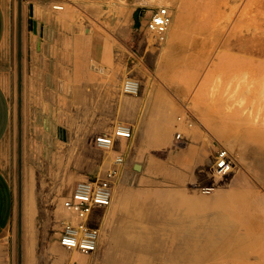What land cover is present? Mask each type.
Wrapping results in <instances>:
<instances>
[{"label":"rangeland","instance_id":"374dc122","mask_svg":"<svg viewBox=\"0 0 264 264\" xmlns=\"http://www.w3.org/2000/svg\"><path fill=\"white\" fill-rule=\"evenodd\" d=\"M205 2L210 4L209 0ZM245 3L246 0H218L217 6L213 8L210 4L202 11L204 18L202 23H192L196 18L197 0H56L51 3L50 12L55 25L86 27L89 34L93 36L92 42L94 43H92L90 57L91 68L96 71L102 70L103 66L96 63L101 46L96 47L95 43L102 45L101 54L103 55L106 46H111L110 41L123 34L118 29L121 20H127V27L124 30H131V35H134L136 39L144 37L146 33L149 34L150 39L145 48L148 55L152 56L151 61L146 54L141 55L138 52L137 46L130 45L126 48L121 44L118 45L124 69L127 67L130 69L120 83L119 93L123 94L122 85L127 78L139 82L138 95L142 88L147 86L150 89L154 86L162 88L166 93L163 104L164 102L174 104L175 110L172 113L174 131L172 130V134L167 136L166 143L161 145L139 143V146L143 148L137 151L135 156L130 153L127 155L120 178L114 183V198L117 201L123 195L127 207V213L120 210L117 212L115 227L118 236L116 239H127L130 235L131 237L133 235L140 238L145 237L143 239L148 242L151 259L154 261L149 264H158L160 260H163L165 264H172L170 259L173 257L176 260L179 259L176 256L181 251V255L188 252L190 254L192 251L198 253V260L192 264H241L236 260L239 258L234 259L230 255L233 253L231 249L235 248L234 240L231 242L232 246L228 245V242L224 245L225 241L221 240V237H226L232 232L230 219L226 214L220 212L221 219H216L217 215H214V220L212 217V222L210 221L220 231H209V227L203 224L206 217L208 219L210 215L206 213L199 215L201 216L199 220L204 221L202 226L199 224L194 230L193 227H189L185 235L181 236L184 229L178 225L179 221L176 216L167 217L166 212L170 206L174 209L176 204L174 197L188 193L191 169L184 173L173 158L181 148L187 151L192 147L194 139L191 135L193 133L202 137L207 146L212 148L209 164L213 166L215 150L219 148V145L226 147L231 155H234L229 148L231 139L226 140L222 134L236 136L242 146V141L247 137L245 134L250 133L249 138L254 137L257 142L261 141L259 146L261 150H264V52L258 51L256 41L251 37L252 33L247 31V29L252 30V26H257L258 21L261 23V28H264V23L262 24L264 20H260V15L255 9L250 10L247 17L242 16L241 10ZM54 4L62 5L63 10L53 9ZM157 7H167L172 15L171 26L168 28L165 41H157L154 33L145 28L151 12ZM57 14L63 16L60 22L55 20ZM180 18L183 20V27L182 24L180 25ZM180 32L183 34L180 35ZM82 33L86 32L82 31ZM178 34L182 45L177 53L171 56L169 64L164 66L161 52L166 50L170 37ZM167 81L179 87H186V90L184 93L175 92L166 85ZM123 95L130 98L138 96ZM112 128L106 133H111ZM225 129L226 132H224ZM156 131L157 127L152 128L150 136H156ZM178 134L181 135L180 139L176 138ZM133 139L137 141L136 137ZM74 146L71 144V156H75L77 152ZM261 155L264 156V153L261 152ZM24 162L29 164V168L26 169ZM47 162H49L47 165L49 168H41L45 160L37 161L36 173H34V159L24 161L22 153L23 185L26 187V181H28L27 187L33 200L35 189L43 192V196L37 199L35 213L33 210L28 222L24 223L22 228V237L29 238L27 242L32 245L31 257L34 264H55L49 256L55 246L67 252L57 242L61 221L64 218L58 212L62 209V202L68 197L75 181L88 176L79 174L76 168L71 167V159L69 162L63 161L60 156L54 161ZM15 164L17 168V159ZM68 165H70L69 170ZM50 166H52L51 169ZM208 168L210 169V165ZM232 168H234V161ZM244 174L247 180L249 179L258 189L254 182L256 175L248 170ZM147 191L151 192L147 193ZM210 191H213L212 187ZM216 212L219 211L216 210ZM146 213L154 217L156 221L146 222ZM162 217L166 218L167 223L162 222ZM238 217L239 219L234 221L237 226L243 228L246 216L240 211L236 215V218ZM258 218L261 216L257 213L252 216L251 220ZM102 221V212H96L91 214L89 224H99ZM225 222L227 225H224ZM209 236L211 241L214 237L216 240L212 243L210 241L211 245L208 244L203 248H188L190 242L186 241H192L195 238L203 240L204 237ZM131 237L132 240L134 237ZM182 238L184 240H181ZM113 245L117 250L116 242ZM221 245L225 247L222 248ZM105 251L106 245L101 235L98 249L91 254L83 255L88 258L86 264H97L94 260ZM218 252H225V257L217 254ZM73 262L78 264V260H73Z\"/></svg>","mask_w":264,"mask_h":264},{"label":"crops","instance_id":"0c3cea01","mask_svg":"<svg viewBox=\"0 0 264 264\" xmlns=\"http://www.w3.org/2000/svg\"><path fill=\"white\" fill-rule=\"evenodd\" d=\"M52 1L56 0H0V264H34L31 257L33 248L28 239L22 237V228L30 217L29 200L32 198L35 208L43 192L35 189L34 200L30 198L28 181L26 187L22 183L21 167L24 164L27 169L29 165L26 162L22 164V153L24 161L34 159V173L40 159L45 160L41 168H49L47 161L62 156L63 161L71 159V167L76 168L79 174L93 178L112 154L120 152L125 158L129 153L135 156L143 148L139 143L161 145L167 141V136L163 139L157 135L150 136L152 128L166 125L167 103L163 104L166 93L162 88L154 86L150 89L147 86L136 98L119 97L120 83L130 69H124L118 45L126 48L137 46L138 52L146 54L151 61L152 56L145 48L149 39L142 45L146 36L136 39L131 30L118 27L123 34L109 43L118 55H110L107 46L102 55V45L95 43L96 47L101 46L96 63L103 69L93 70L90 57L93 36L86 27L55 25L50 12ZM55 17L57 22L63 18L62 15ZM117 123L130 125L132 138L128 141L120 139L113 151L103 153L93 145L94 137L110 134L106 131ZM71 144L77 150L75 156H71ZM203 147L210 154L212 148L202 137L195 135L192 147L187 151L181 148L173 158L184 173L191 169L188 190L191 179L201 170ZM124 165L125 161L115 181L120 178ZM86 177L82 179H88ZM114 183L110 205L92 212H102L103 221L89 224L90 217L88 219V225L100 231L98 245L101 235L106 245V251L94 260L97 264L108 255L117 258L123 255V248L116 243V250L113 244L121 239H116L117 212L127 213V207L123 195L117 201L114 198ZM59 214L64 216L61 223L68 218L76 221L63 206ZM145 217L146 222L156 221L148 213ZM162 219L163 223L167 222L166 218ZM83 255L79 256L84 258V262L78 264L87 263L88 258ZM63 264L76 263L68 261Z\"/></svg>","mask_w":264,"mask_h":264},{"label":"bare ground","instance_id":"6f19581e","mask_svg":"<svg viewBox=\"0 0 264 264\" xmlns=\"http://www.w3.org/2000/svg\"><path fill=\"white\" fill-rule=\"evenodd\" d=\"M205 1H208V0H197L198 4H197V8H196L197 9L196 18L194 19V21L192 23H202V21L204 19L202 11L205 8H207V6H209L210 4L214 8V6H217V2H218V0H209V2H210V4H209L208 2H205ZM54 5H57V4H54ZM56 7H60V6L57 5ZM252 9H255L258 12V14L260 15L261 21L264 20V17H263V15H264V0H246V3L244 5L243 9L241 10L242 16L247 17V14H249L250 10H252ZM57 15H61V14H57ZM182 21L183 20L180 18L179 22H180V25L182 24V27H183ZM263 23H264V21H262V24ZM256 24H257V26H255V27L252 26V28H253L252 30L247 29V31L252 33L251 37H252V39H255L258 51L263 53L264 52V28H261L260 21H258ZM240 26L245 27L246 25L245 26L240 25ZM248 26L250 27V25H248ZM118 27H120L121 29H124L125 27H127V20L126 19L121 20ZM244 29L246 30V28H244ZM167 34H168V31H167ZM167 34H166V38H167ZM182 34L183 33L180 32V35H182ZM180 35L178 34V35H175V37L174 36L170 37V39L167 42L166 50L161 52V60L164 62V66H167L169 64L171 56L173 54L177 53V50L181 47L182 44L180 41ZM145 36L146 37H144V40L142 41V45L144 43H146V39H150L149 34L146 33ZM166 38L163 41H165ZM107 48H108V53L110 55H112L113 57H116L118 55L114 48H112V47H107ZM125 80H124V82H125ZM167 82H169V81H167ZM167 82H166V85L169 86L170 89H173L175 92L184 93V90H186L185 89L186 87H179L172 82H169V83H167ZM261 88H263L262 85H261ZM122 90H123V85H122ZM123 94H125V93L123 92ZM123 94L122 95L119 94L120 99L121 98L131 99L130 97H126ZM125 95H127V94H125ZM127 96H130V95H127ZM173 105L171 103H169V104H167V106L165 108L166 112L164 114V117H165L166 125H165V127L162 126L159 129H157V137L158 138L163 139V136H168L169 134H172V130L174 131V129H172V127L174 126L172 123V113L175 110ZM247 121H250V120H247ZM228 129H230V128H228ZM164 131H165V134H164ZM226 131L227 130L225 129L224 132H226ZM132 135H133V131H132ZM245 135L247 137H245L246 139L243 137L244 140L242 141V144H243L242 145L243 148H242V146L239 144V141L237 140L236 136L229 135L227 133L222 134V136L226 137V140L229 141L231 139V141H229V148L234 153V155L233 154L231 155L229 150L226 147H224L228 151V153L232 156L233 161H234V168L229 169V171L227 173H217V171L215 169V163H214V166L212 164H209V161H208L209 157L208 156L210 154H209V151L205 150V148H204L206 145L203 148H201L202 149V151H201L202 156H201L200 164H199L200 168H201L200 172L193 179H191V181H190L191 186L188 190V193L186 192L187 193L186 195H181V196L179 195L177 197H174V199L176 200L175 201L176 204L174 205V209H172L173 207L170 206L167 209L166 215H167V217L176 216L177 221H179L178 225H180L185 230V231L182 230L183 233L181 236H183V235H185L184 233H186V231L189 227L190 228L193 227V230H194L195 226H197L199 224L202 226V223L204 221L199 220V218L201 217L199 215H202V214L204 215L206 213L210 214V215H209L208 219L206 217V221L203 224H205L207 227H209V231L217 232L219 229H217V226L214 223L211 224V222H212L211 219L214 215H217L216 219L217 218L221 219L220 212L222 214H226L228 216V219H230L229 222H230V227H231L232 232H230V234L228 232L229 235H227L226 237L225 236L221 237V240L225 241L224 245H226V242H228V245H231V242H233V240H234L235 248L231 249L233 251V253L230 254L231 257H233L234 259L239 258L236 260L238 262H241V264H264V193H263L264 192V174H263V172H264V156L261 155V152L264 153V150H261L262 148H261V146H259V143L261 141L257 142L256 141L257 139L255 140L254 137H253L254 140L252 138H249L251 136L250 133L245 134ZM191 136L194 139L195 134L193 133ZM119 140H120L119 138L115 139L113 147L111 150H108V151H102L101 150V151L103 153H109V152L113 151L115 146L117 145V141H119ZM121 140L128 141L126 139H121ZM93 143H94V141H93ZM219 146H222V145H219ZM208 147H210V146H208ZM249 153H251V154H249ZM117 154L123 155V158L125 161V155L123 153L116 152V153L112 154L110 156V158L103 163V168L101 169V171L93 178L102 177L103 174L105 173V171L107 170V168L110 166V163L114 159L115 155H117ZM122 165L120 166V168L116 174V177L119 174ZM208 165H210V169L208 168ZM247 170L250 172H253L256 175V180H254V182H255V185L258 186V189L253 185V183H251V181L249 179H248L249 181L247 180V178L244 174V173H246ZM116 177H115V179H116ZM78 180H84V179H78ZM69 182H71V179H69ZM211 187L213 188V191H210ZM112 189H113V185H112ZM172 193H174V192H172ZM112 194H113V190H112ZM31 196H30V198H31ZM31 200H32V198L29 200V202H31V203H29V204H31L29 215L32 214V211L34 209L33 208V202ZM62 206H63V202H62ZM241 208L243 210H241ZM63 209H65V208L63 207ZM94 209H96V208H94ZM102 209H104V208H102ZM216 210H218L219 212H216ZM61 211H62V209L58 213H60ZM240 211H242L243 215L246 216L244 218L246 220L243 222L244 223L243 228H240V226H237V223H235V221H234L235 219H237V220L239 219V217L236 218V215H238V213ZM34 213H35V209H34ZM257 213L259 214V216H261V218H258L256 220L252 221L251 220L252 216L254 214H257ZM69 215H70V213H69ZM72 215L73 214H71V216ZM90 215L91 214H89V216L86 219L87 223H88V219H89ZM254 217H256V215ZM225 219H226V217H225ZM213 220H214V217H213ZM71 221L76 222L77 219H76V221H73V220H71ZM226 222L224 223V225L225 224L227 225ZM61 226H62V223H61ZM202 228H204V227H202ZM223 232H224V230H223ZM190 235H189V237H190ZM130 237H131V235L127 239H119L118 241H115L117 244L120 245V247L123 248V255H120L119 258H117L118 256H114L112 254H111V256L108 255L105 257V259L101 263H98V264H149L151 262H154L151 259V250H150V246L148 245V242L144 239H138V237H135L131 240ZM132 237H134V235ZM191 237H192V235H191ZM210 238H211L210 236L204 237L203 240H200L199 238H195L192 241H186V242H190V244L188 246V248H190V249L194 248V247L203 248V247H207L208 244H210V241H211ZM181 240H184V239L182 238ZM213 241H216L215 237L213 238ZM213 241H211V243ZM217 241H218V239H217ZM217 244H219V243H217ZM224 245H221L222 248L225 247ZM161 246H163V245H161ZM212 247H215V246H212ZM62 248H64V247H62ZM64 249L72 251V252L71 253H69L68 251L64 252L63 250H61L60 248L55 246L52 249L53 251H51L49 253L50 257L55 261V264H63V263H66L68 261L73 262V260H78V263L84 262V258L80 257L78 255L79 251L77 249H66V248H64ZM168 249L169 248H167V250ZM217 250H220V249H217ZM222 250H221V252H222ZM149 252H150V254H149ZM212 252H215V251L212 250ZM221 252H218L217 254L223 255V257H225V252H223V253H221ZM79 253H81V252H79ZM181 253H182V251L180 252V254H178L176 256V258H179L177 260L174 259L173 255H172L171 257H173V258L170 259L171 260L170 263H172V264H192L193 262L198 260V253L195 251L190 252V254H188L189 253L188 252L185 255L184 254L181 255ZM85 255H88V254H85ZM181 260H182V262H179ZM219 262H221L220 258H219ZM157 263L161 264L164 262H163V260H160Z\"/></svg>","mask_w":264,"mask_h":264},{"label":"built area","instance_id":"2783aa9c","mask_svg":"<svg viewBox=\"0 0 264 264\" xmlns=\"http://www.w3.org/2000/svg\"><path fill=\"white\" fill-rule=\"evenodd\" d=\"M53 6L55 10H63ZM172 22V15L167 7L155 8L145 28L154 33L157 41L166 38L168 28ZM140 84L137 80L126 79L123 84V92L127 95L137 96ZM132 137V127L118 123L111 134H98L94 137V145L102 151L111 150L116 138L129 140ZM177 139L181 135H176ZM124 163L123 155L117 154L110 163L102 177L77 180L72 187L70 195L63 201V207L75 216L76 222L69 218L62 222L57 240L66 249H77L82 254H91L96 251L100 237L97 227L89 226L86 219L94 208H107L112 200V185L120 166ZM214 163L217 173H227L233 164V158L228 151L219 146L215 150Z\"/></svg>","mask_w":264,"mask_h":264}]
</instances>
